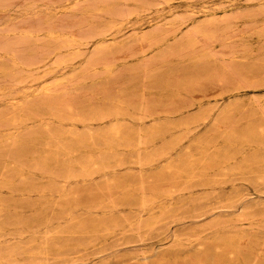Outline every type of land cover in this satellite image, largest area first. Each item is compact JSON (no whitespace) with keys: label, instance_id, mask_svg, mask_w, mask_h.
<instances>
[{"label":"rangeland","instance_id":"1","mask_svg":"<svg viewBox=\"0 0 264 264\" xmlns=\"http://www.w3.org/2000/svg\"><path fill=\"white\" fill-rule=\"evenodd\" d=\"M0 264H264V0H0Z\"/></svg>","mask_w":264,"mask_h":264},{"label":"bare ground","instance_id":"2","mask_svg":"<svg viewBox=\"0 0 264 264\" xmlns=\"http://www.w3.org/2000/svg\"><path fill=\"white\" fill-rule=\"evenodd\" d=\"M215 177H217V176H215ZM109 188V187H108ZM115 205V204H114Z\"/></svg>","mask_w":264,"mask_h":264}]
</instances>
